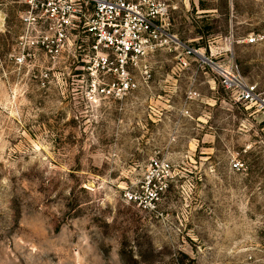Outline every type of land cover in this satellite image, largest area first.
Returning a JSON list of instances; mask_svg holds the SVG:
<instances>
[{
    "label": "rangeland",
    "instance_id": "1",
    "mask_svg": "<svg viewBox=\"0 0 264 264\" xmlns=\"http://www.w3.org/2000/svg\"><path fill=\"white\" fill-rule=\"evenodd\" d=\"M169 3L170 33L264 96V0ZM28 11L0 0V264H264V116L180 49L88 71ZM152 158L170 164L154 210L123 197Z\"/></svg>",
    "mask_w": 264,
    "mask_h": 264
},
{
    "label": "built area",
    "instance_id": "2",
    "mask_svg": "<svg viewBox=\"0 0 264 264\" xmlns=\"http://www.w3.org/2000/svg\"><path fill=\"white\" fill-rule=\"evenodd\" d=\"M29 11L27 18H36L53 36L45 37L50 53H57L72 33L77 39V48L86 53V69L91 72L118 71L125 75L128 62L145 61L146 57L161 47L178 50L180 68L188 67L190 57L199 52L180 42L168 31L169 13L174 9L169 0H26ZM38 11V15L34 11ZM50 38V39H49ZM259 35L249 37L252 43ZM84 47V49H83ZM112 57V59H110ZM205 58V57H204ZM221 86L230 91L234 100L248 108H255L264 116V96L256 85L246 82L232 59L218 63L207 58ZM114 60L115 64H113ZM18 63L23 56L16 57ZM144 73L148 74L144 63ZM115 86L114 84L112 85ZM136 84L122 78L117 83L118 91H128ZM170 164L164 159L150 160L141 185L142 191L126 190L123 197L127 202L140 205L146 201L147 208L154 210L159 195L166 188Z\"/></svg>",
    "mask_w": 264,
    "mask_h": 264
},
{
    "label": "bare ground",
    "instance_id": "3",
    "mask_svg": "<svg viewBox=\"0 0 264 264\" xmlns=\"http://www.w3.org/2000/svg\"><path fill=\"white\" fill-rule=\"evenodd\" d=\"M199 56L203 61H205V58L201 54H199Z\"/></svg>",
    "mask_w": 264,
    "mask_h": 264
},
{
    "label": "water",
    "instance_id": "4",
    "mask_svg": "<svg viewBox=\"0 0 264 264\" xmlns=\"http://www.w3.org/2000/svg\"><path fill=\"white\" fill-rule=\"evenodd\" d=\"M205 61H208V59L205 57Z\"/></svg>",
    "mask_w": 264,
    "mask_h": 264
}]
</instances>
